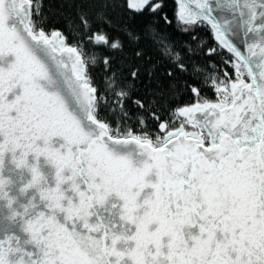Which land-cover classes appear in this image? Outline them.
<instances>
[{
  "label": "snow or ice",
  "instance_id": "snow-or-ice-1",
  "mask_svg": "<svg viewBox=\"0 0 264 264\" xmlns=\"http://www.w3.org/2000/svg\"><path fill=\"white\" fill-rule=\"evenodd\" d=\"M117 6L84 0L79 21L91 29L92 7L110 23ZM44 7L0 0V61L14 57L0 66V201L25 234L0 239V264H264V0H179L178 20L209 25L236 78L215 85V102L188 86L196 102L168 120L159 85L136 99L160 122L156 143L131 129L113 135L98 118L81 54L60 31L46 34ZM126 7L158 14L164 0ZM172 117L183 118L174 130ZM6 160L21 173L18 195L6 190Z\"/></svg>",
  "mask_w": 264,
  "mask_h": 264
},
{
  "label": "trees",
  "instance_id": "trees-1",
  "mask_svg": "<svg viewBox=\"0 0 264 264\" xmlns=\"http://www.w3.org/2000/svg\"><path fill=\"white\" fill-rule=\"evenodd\" d=\"M83 2L44 0V12L49 18L44 30L46 34L60 31L68 45L79 49L85 61L86 76L97 89L98 118L108 123L113 131L125 134L131 129L133 134L144 135L152 141L156 136H163L160 122L134 103L138 98L149 99L150 90L157 85L165 93L163 107L158 111L168 120L170 108L196 102L188 86L200 88L205 98L215 102L218 95L212 81H224L229 77L235 80L232 54L221 48L206 23L186 25L180 22L177 0H164L163 11L158 14L147 10L134 13L126 7L128 0H117V7L106 10L110 23L98 22L96 9L89 7L91 29H85L78 18V6ZM163 17L170 22H165ZM95 34H105L110 41H119L122 48L112 49L95 43L89 38ZM211 49L216 51L211 52ZM134 70H138L135 79L130 76ZM170 86H174L173 95L168 94ZM122 91L127 92L129 98L123 99L119 95ZM181 119L172 117L170 128L174 130ZM186 130L192 131L191 125Z\"/></svg>",
  "mask_w": 264,
  "mask_h": 264
},
{
  "label": "water",
  "instance_id": "water-1",
  "mask_svg": "<svg viewBox=\"0 0 264 264\" xmlns=\"http://www.w3.org/2000/svg\"><path fill=\"white\" fill-rule=\"evenodd\" d=\"M177 2L179 3V0H177ZM213 3H215V0H213ZM190 6L193 8L194 11L196 10L194 5H190ZM216 14L217 13H214V15H216ZM214 36H215V34H214ZM65 43H66V41H65ZM66 45L70 46L67 43H66ZM70 47H72V46H70ZM241 47H244V46L241 45ZM225 50L227 51V49H225ZM78 51H79V49H78ZM82 59H83V57H82ZM83 61H84V59H83ZM11 62H14L13 56L7 57L5 59V61H0V66L7 67L8 64H10ZM84 64H85V61H84ZM96 96H97V93H96ZM162 133H163V131H162ZM20 174L21 173L18 170H15L13 168L10 161L6 160L4 176L6 179L10 177L11 180L13 181V184L11 186H9L6 190H8L10 192V194H12V195H18V179H19ZM8 215H9V210L5 206V202L0 201V239H4L9 235H17V236H20L21 240L23 241L25 234L20 231L19 224H13L12 222H10L9 220L6 219V217Z\"/></svg>",
  "mask_w": 264,
  "mask_h": 264
},
{
  "label": "rangeland",
  "instance_id": "rangeland-1",
  "mask_svg": "<svg viewBox=\"0 0 264 264\" xmlns=\"http://www.w3.org/2000/svg\"><path fill=\"white\" fill-rule=\"evenodd\" d=\"M234 71H235V70H234ZM235 74H236V73H235ZM246 79H247V78H246ZM220 82H221L220 80L214 79V80L212 81V84H213L214 88H215V85H216V84H219ZM192 131H193V129H192ZM192 131H189V132H192ZM116 134H117V132H116V131H113V135H116ZM160 137H162V135H161V136H156L155 139L153 140V143H156Z\"/></svg>",
  "mask_w": 264,
  "mask_h": 264
}]
</instances>
